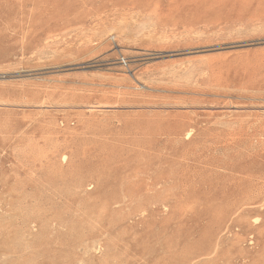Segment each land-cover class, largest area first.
Returning <instances> with one entry per match:
<instances>
[{
  "label": "rangeland",
  "instance_id": "obj_1",
  "mask_svg": "<svg viewBox=\"0 0 264 264\" xmlns=\"http://www.w3.org/2000/svg\"><path fill=\"white\" fill-rule=\"evenodd\" d=\"M0 264H264V0H0Z\"/></svg>",
  "mask_w": 264,
  "mask_h": 264
},
{
  "label": "built area",
  "instance_id": "obj_2",
  "mask_svg": "<svg viewBox=\"0 0 264 264\" xmlns=\"http://www.w3.org/2000/svg\"><path fill=\"white\" fill-rule=\"evenodd\" d=\"M121 63H122L124 66H127V64H128L125 58H122V59H121Z\"/></svg>",
  "mask_w": 264,
  "mask_h": 264
}]
</instances>
